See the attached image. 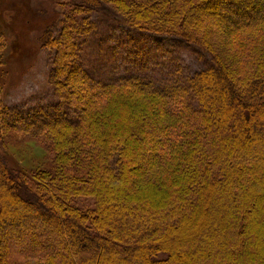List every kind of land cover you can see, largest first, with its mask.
<instances>
[{
	"label": "trees",
	"instance_id": "16d2710c",
	"mask_svg": "<svg viewBox=\"0 0 264 264\" xmlns=\"http://www.w3.org/2000/svg\"><path fill=\"white\" fill-rule=\"evenodd\" d=\"M80 1L213 64L96 80L69 59L90 17L64 14L56 35L51 18L38 41L60 100L31 136L52 167L28 173L0 149V264H264V0Z\"/></svg>",
	"mask_w": 264,
	"mask_h": 264
},
{
	"label": "rangeland",
	"instance_id": "374dc122",
	"mask_svg": "<svg viewBox=\"0 0 264 264\" xmlns=\"http://www.w3.org/2000/svg\"><path fill=\"white\" fill-rule=\"evenodd\" d=\"M80 2L76 0L78 6ZM77 8L69 6L67 0H0V33L6 38V43L0 45V103L1 116L2 113L7 115L0 149L28 173L49 169L53 161L49 147L31 136L37 127L32 117L45 114L48 119V105L60 100L50 76L51 52L38 41L51 18L56 23L54 34L64 14L90 17L94 28L84 38L86 42L82 43L77 57L69 59L70 64H80L89 77L96 80L111 82L125 74L163 82L166 75L184 77L213 64L201 47L176 36L141 31L127 24L118 13L108 15L98 10L84 13L81 7ZM68 65L66 61L63 63L65 68ZM60 80L79 81L63 75ZM72 107L69 114L75 117ZM92 201V198L82 197L77 199V204L93 206Z\"/></svg>",
	"mask_w": 264,
	"mask_h": 264
}]
</instances>
